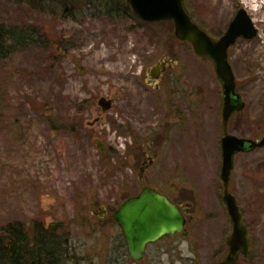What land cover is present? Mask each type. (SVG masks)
<instances>
[{"label":"rangeland","instance_id":"rangeland-1","mask_svg":"<svg viewBox=\"0 0 264 264\" xmlns=\"http://www.w3.org/2000/svg\"><path fill=\"white\" fill-rule=\"evenodd\" d=\"M53 1L52 11L41 12L24 0H0L5 29L35 30L48 41L18 46L0 59V233L12 223L29 230L34 223H57L56 235L69 243L64 264H218L227 255L232 225L221 180L222 84L213 64L179 41L171 22L112 18L95 10L65 18ZM184 5L215 39L240 9L253 20L257 37L239 39L230 50L247 107L233 116L228 132L262 139L264 0ZM163 57L186 82L179 139H165L148 109L135 105L142 99L147 105L152 90L144 73ZM102 97L114 101L107 114L98 106ZM130 103L134 116L125 109ZM96 140L110 150H99ZM151 155L155 162L140 180ZM145 186L188 208L193 221L188 239L163 238L135 262L113 215ZM229 190L251 241V257L238 264H264V148L236 156Z\"/></svg>","mask_w":264,"mask_h":264},{"label":"water","instance_id":"water-1","mask_svg":"<svg viewBox=\"0 0 264 264\" xmlns=\"http://www.w3.org/2000/svg\"><path fill=\"white\" fill-rule=\"evenodd\" d=\"M141 20L158 23L172 22L178 40L192 45L194 53L208 59L214 66L217 77L222 83L224 93L223 120L225 130L231 117L245 108L241 95L236 92V77L229 62V49L239 39H253L258 35L251 17L245 9H240L226 33L215 40L202 30L185 9L184 0H126ZM113 101L102 97L98 106L104 113L112 109ZM99 122L90 123V125ZM95 144L99 150L106 151L107 146L100 140ZM264 148V137L260 140L240 138L225 131L222 139L221 180L224 185L223 202L231 220L232 230L227 238L228 254L218 264H237L242 255L250 257L251 246L249 231L244 224V214L236 195L230 192V182L235 169V158L241 153ZM126 239L130 257L134 261L142 260L147 246L163 237L185 233L187 218L168 197L156 190L145 187L142 192L129 198L113 215Z\"/></svg>","mask_w":264,"mask_h":264},{"label":"trees","instance_id":"trees-1","mask_svg":"<svg viewBox=\"0 0 264 264\" xmlns=\"http://www.w3.org/2000/svg\"><path fill=\"white\" fill-rule=\"evenodd\" d=\"M41 12L53 10L51 0H24ZM65 18L95 10L112 18L138 19L126 0H55ZM52 4V5H51ZM35 30H7L0 24V59L23 45L47 44ZM108 152V151H107ZM59 224L34 223L32 230L21 223L8 224L0 233V264H64L69 255L68 240L61 235ZM66 240V241H65Z\"/></svg>","mask_w":264,"mask_h":264},{"label":"flooded vegetation","instance_id":"flooded-vegetation-1","mask_svg":"<svg viewBox=\"0 0 264 264\" xmlns=\"http://www.w3.org/2000/svg\"><path fill=\"white\" fill-rule=\"evenodd\" d=\"M219 39H216V40H219ZM230 50H231V48H230ZM230 50H229V62H230ZM171 62L172 61L171 60L169 61V59L166 57L160 58L152 67L148 68L145 71V73H144V78L146 79L145 87L149 88L148 90H152V91H150L151 95L148 97L147 105H145V102H143V99L140 101H136L135 105H136V108H139L142 111L144 109H148L149 116H150L149 121H151L152 125L157 127V129L162 127V129H159V130H162L164 132L162 135H166L165 139L166 138L170 139L171 136H177V138L179 139V137H181V138L183 137L182 135H183V132L185 129V124H186V111H187V104H186V100H185L186 82L183 81L181 78L178 79L175 76V73H176L174 71L175 65H173ZM236 92L238 93L237 85H236ZM222 95H223V104H222V120H223V107H224L223 106L224 105L223 86H222ZM241 98H242V101L245 103V108L243 110V111H245V109L247 107V103L243 100L242 96H241ZM135 105H134V103H130V104H127L126 108H125L126 110L130 111L129 113L133 116L135 114V109H136L134 107ZM113 107H114V101H113L112 109H113ZM110 111L104 113L102 110V113L107 114ZM242 112H240V113H242ZM240 113H236L233 116L240 114ZM233 116L229 120V123L227 125V130H225V125H224V120H223L224 135H225V131L228 132V126H229ZM96 120H100V119H96ZM96 123H98V122H96ZM95 124H93V125H95ZM93 125H90V126H93ZM154 131H157V130L155 129ZM109 150L110 149L107 147L106 152ZM155 159H156V157H153L152 155L148 157V162H145L141 168L142 169L141 174H139L140 180H143L144 174L146 173V171L149 168H151L153 166ZM143 189H144V187L142 188V190ZM155 190L157 192H159L161 195H165L162 192L158 191L157 189H155ZM139 194L140 193H138L137 195H134L132 197H136ZM165 196L168 197V199L171 202L176 204L177 207H179L181 209V211L183 212L185 217L188 218L189 223L187 224V227H186L188 229V227L192 221V219L190 218V216L187 212L188 208H185L184 206L176 203L169 196H167V195H165ZM132 197H130V198H132ZM186 234H187L186 237H184V235H181V234H177V235L188 239L190 236V232L186 233ZM177 235H175L173 237H169V238H174Z\"/></svg>","mask_w":264,"mask_h":264}]
</instances>
